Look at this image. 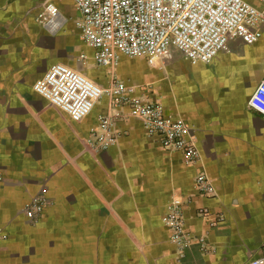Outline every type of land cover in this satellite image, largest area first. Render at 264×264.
Listing matches in <instances>:
<instances>
[{"label": "crops", "instance_id": "obj_1", "mask_svg": "<svg viewBox=\"0 0 264 264\" xmlns=\"http://www.w3.org/2000/svg\"><path fill=\"white\" fill-rule=\"evenodd\" d=\"M43 1L0 0V264H246L258 257L264 117L247 103L264 76V25L258 42L231 41L210 63L191 64L176 52L154 67L124 56L114 70L95 64L75 27L73 1L53 0L64 24L52 34L85 43L86 64L58 62L104 86L118 76L189 119L214 187L208 197L195 188L200 166L163 149L128 107L116 118L115 144L97 150L88 139L108 97L74 122L34 91L28 71L42 54L43 27L34 16ZM38 193L52 205L34 222L25 209ZM175 193L184 196L192 240L184 258L162 221Z\"/></svg>", "mask_w": 264, "mask_h": 264}, {"label": "built area", "instance_id": "obj_2", "mask_svg": "<svg viewBox=\"0 0 264 264\" xmlns=\"http://www.w3.org/2000/svg\"><path fill=\"white\" fill-rule=\"evenodd\" d=\"M72 1L79 12L75 27L80 38L93 49L94 62L101 68L115 70L124 56L143 58L154 67L172 60L176 52L183 54L191 64L210 63L220 52L229 51L231 41L254 44L263 37L264 0H254L258 4L248 0ZM34 18L51 33L61 30L64 24V17L53 0H44ZM33 88L74 122L86 119L102 99L108 97V111L99 115L98 124L88 139L94 149L105 150L115 144L118 139L116 118L128 107L133 116L142 120L146 133L163 149L181 153L188 165L200 166V147L189 119L167 111L146 92L136 94L138 87L128 85L118 76L104 86L68 64L56 62L35 81ZM247 106L264 117V76ZM195 188L208 197L214 194L202 166L195 178ZM51 205L45 193H38L25 210L37 222ZM184 206V196L175 193L162 220L179 248L180 258L186 256L185 251L192 243L184 228ZM246 264H264V247L258 257Z\"/></svg>", "mask_w": 264, "mask_h": 264}, {"label": "rangeland", "instance_id": "obj_3", "mask_svg": "<svg viewBox=\"0 0 264 264\" xmlns=\"http://www.w3.org/2000/svg\"><path fill=\"white\" fill-rule=\"evenodd\" d=\"M248 1L258 4L254 0ZM28 22L34 23L30 15ZM39 29L43 34L41 58L37 59L31 66L30 71H28L31 75L36 76L35 81L46 72L47 67L53 63L62 61V59H66V61L67 59L70 60L71 65L79 64L81 66L82 64H86L82 60V55H84L82 51L85 48V43L80 41L75 35L62 33L55 35L41 27Z\"/></svg>", "mask_w": 264, "mask_h": 264}]
</instances>
